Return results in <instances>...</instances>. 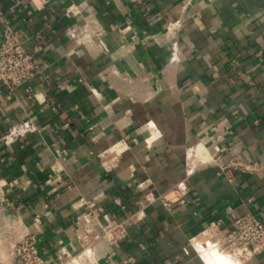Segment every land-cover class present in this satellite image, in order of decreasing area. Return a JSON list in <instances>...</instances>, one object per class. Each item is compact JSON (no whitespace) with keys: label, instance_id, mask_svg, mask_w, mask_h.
<instances>
[{"label":"crops","instance_id":"0c3cea01","mask_svg":"<svg viewBox=\"0 0 264 264\" xmlns=\"http://www.w3.org/2000/svg\"><path fill=\"white\" fill-rule=\"evenodd\" d=\"M88 18L106 49L83 40ZM8 31L38 70L0 86V213L18 233L38 218L43 258L74 246L78 217L121 220L146 195L173 203L95 241L96 264H207L189 240L208 222L264 218V170L228 180L192 154L264 166V0H0V43ZM21 121L35 130L4 143Z\"/></svg>","mask_w":264,"mask_h":264},{"label":"built area","instance_id":"2783aa9c","mask_svg":"<svg viewBox=\"0 0 264 264\" xmlns=\"http://www.w3.org/2000/svg\"><path fill=\"white\" fill-rule=\"evenodd\" d=\"M75 18L79 19L78 10H71ZM83 40H89L93 37L98 39L99 45L106 49L103 40L101 39L104 28L97 19L88 18L82 24ZM38 65L34 61L32 55L25 49L21 40L14 32L8 31L4 39L0 43V86L12 92L16 87L22 84H28L32 77L37 73ZM26 91L29 94L31 87L28 85ZM35 126L32 122H19L11 125L3 134L2 140L9 144L13 142L19 135L33 132ZM220 152V150H218ZM219 152L209 153L207 158L202 160L200 164H210L217 168L216 174L227 176L228 180H233V171L239 172H257L264 170V166L255 161H245L240 156H233L224 161L220 158ZM198 161V160H197ZM181 186L172 189L174 196L180 197ZM2 197V185L0 184V198ZM3 200V199H2ZM159 200L163 206L170 207L173 201L168 199L164 194L157 196L146 195L145 201L137 200L135 202L137 210L129 216L121 220L111 219L104 224L98 223L92 229H89L86 222L83 234L78 238L83 243L85 249L92 253V257H88L87 264H96L93 257V244L100 239H115L124 232L126 225L130 220H137L143 216V210L147 203ZM5 216V215H3ZM78 217L75 222L77 229ZM94 222L96 221L95 216ZM18 220L15 218V221ZM9 227L10 232L7 234V259L0 264H59L60 255L68 254L66 251H56L55 258L48 260L43 258L35 246L34 224L40 222L37 217H34L33 223L29 225L23 232H16V224ZM39 226V225H38ZM77 231V230H76ZM86 234L91 236V241L86 239ZM9 240V241H8ZM193 252L197 256L202 254L197 250L195 245L204 246L205 248L217 246L225 254H227L235 264H243L247 260L253 258L259 253L264 252V218L257 217L251 212H245L241 215H235L231 221L230 227L221 226L219 221H210L205 228L196 236L189 240ZM203 257V256H202ZM134 258L128 257L122 260L123 264H132Z\"/></svg>","mask_w":264,"mask_h":264},{"label":"rangeland","instance_id":"374dc122","mask_svg":"<svg viewBox=\"0 0 264 264\" xmlns=\"http://www.w3.org/2000/svg\"><path fill=\"white\" fill-rule=\"evenodd\" d=\"M0 204V208H1ZM6 220L3 218V215L0 213V263L5 261L7 259V229L9 225L14 224H6ZM86 239L88 241H91V236L89 234H86ZM9 241V240H8ZM85 250V247L83 246V243L80 241V239L77 237V240L75 239L74 246L70 249H65L64 251L68 252V254H61L60 255V263L59 264H66L71 261L69 264H87V256L83 255V251ZM76 258L75 263L73 260ZM78 258L80 260H78ZM77 262V263H76Z\"/></svg>","mask_w":264,"mask_h":264},{"label":"bare ground","instance_id":"6f19581e","mask_svg":"<svg viewBox=\"0 0 264 264\" xmlns=\"http://www.w3.org/2000/svg\"><path fill=\"white\" fill-rule=\"evenodd\" d=\"M194 152H195V156L199 157L200 162H202V160L206 159L205 155L203 156L202 152L200 151V148L196 147L194 149V151H192V154H194ZM84 221H85V218L79 219L78 226L76 229L77 230V237H79L83 234L84 226L86 224ZM195 246H196L197 250L202 254V256L204 257V261L206 260L207 264H235L234 260H232L227 254H225L217 246L212 245V247H210V245H208V247H206V248L204 246H199V245H195ZM91 254H92L91 251H89L88 249H85L83 251V255H86L88 257L89 256L91 257ZM78 260H80V259L78 258ZM75 261H76V258L73 260V262L75 263ZM69 263H71V261L66 263V264H69Z\"/></svg>","mask_w":264,"mask_h":264}]
</instances>
